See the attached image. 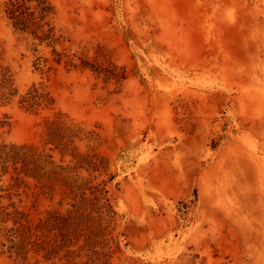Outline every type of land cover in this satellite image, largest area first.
Returning <instances> with one entry per match:
<instances>
[{
  "label": "rangeland",
  "instance_id": "1",
  "mask_svg": "<svg viewBox=\"0 0 264 264\" xmlns=\"http://www.w3.org/2000/svg\"><path fill=\"white\" fill-rule=\"evenodd\" d=\"M48 2L0 0V146L52 161L0 165V264H264V0Z\"/></svg>",
  "mask_w": 264,
  "mask_h": 264
},
{
  "label": "trees",
  "instance_id": "2",
  "mask_svg": "<svg viewBox=\"0 0 264 264\" xmlns=\"http://www.w3.org/2000/svg\"><path fill=\"white\" fill-rule=\"evenodd\" d=\"M35 1V7L29 5V2ZM5 11L11 19V25L19 33H32L35 37L39 39H50L49 41L54 42L52 29L45 32L42 30L43 24L41 23L45 17L51 11V5L48 0H5ZM37 14L39 15V22H37ZM34 26V27H33ZM42 30L43 35H39L38 31ZM50 42V43H51ZM61 55V54H59ZM5 79V77H3ZM38 92V90H37ZM40 94H32L28 97H24L23 101L35 100ZM14 164L15 170L23 171L29 176L38 177L41 169H46L48 164L52 161L47 159V163L41 160V155L38 154L36 147L27 144H11V145H1L0 146V165L4 172L7 171L9 162ZM20 164L21 166H19ZM43 167V168H42ZM54 173L55 171H48ZM19 177H16L18 179ZM5 188L0 186V224L9 221L10 219L14 222L15 227L8 228L9 235L11 236V241L13 242L12 247L18 248V253L24 251L27 253V246L31 243L37 245L38 240H30L31 230L33 225L30 224L27 219L28 213L24 210H20L15 207L14 203L8 205L2 204L1 199L4 194ZM11 197V194H8ZM57 219L56 211H48L45 219H40L39 225L47 223L48 225L54 226L55 220ZM36 226V225H35Z\"/></svg>",
  "mask_w": 264,
  "mask_h": 264
}]
</instances>
